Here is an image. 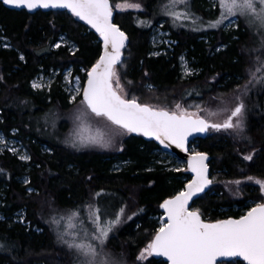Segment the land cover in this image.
<instances>
[{"label": "trees", "instance_id": "trees-1", "mask_svg": "<svg viewBox=\"0 0 264 264\" xmlns=\"http://www.w3.org/2000/svg\"><path fill=\"white\" fill-rule=\"evenodd\" d=\"M110 1L114 8L113 4L122 0ZM125 1L139 2L143 6L142 10H115L114 14V21L128 36L122 58L115 66L126 86L127 98L166 108L180 102L194 109L212 97L231 92L245 80L250 63L245 52L249 42L248 29L238 30V37L231 39L221 26H217L211 30L210 40L205 41L201 37L202 30L173 26L172 17L165 15V0ZM161 18L174 43L167 55H151L150 27ZM0 31L11 44L10 48H0V128L6 134L12 127L18 129L30 153L28 184L34 188L26 191V186L15 179L26 168V163L8 152L0 154V187H5L1 205L4 218L0 219V261L8 264H78L76 254L57 240L52 226L47 223V204L67 209L76 201L90 198L91 190H97V193H117L119 202L124 204L123 217L108 232L106 248L124 260V264H167L152 255L144 262L136 261L135 256L151 241L160 226L155 217L160 213L159 202L183 187L189 178L188 172L184 171L188 177L181 179L176 177L179 171L166 170L157 164L149 168L152 151L160 147L139 135L129 134L117 152L79 153L68 150L56 140L38 135L32 126V116L49 108L65 107L68 103L59 86L53 85L48 92L42 93L31 89L29 79L39 66L61 69L70 64L74 74L79 72V66L85 68L81 76L84 81L85 73L100 52L97 34L65 10L28 12L8 8L1 1ZM59 33L71 39L76 49L70 51L60 45L54 49L52 44ZM220 44L225 47L216 49ZM182 52L188 58H194L196 66L200 67L198 73L187 78L179 75L177 57ZM21 53L23 58L19 57ZM247 111L244 141H250V146L255 148L251 160L241 156L244 145L240 146L242 144L232 141L224 133L207 132L204 137L192 141L196 150L210 155L211 177L236 178L246 174L264 177V91L251 93ZM32 137L47 142L52 152H41ZM114 154L129 161L117 171L109 170V161L104 160ZM244 193L242 198L233 199L219 184H210L205 193L193 200L192 207L202 217L215 220L219 218V207H230L260 196L249 186L244 188ZM21 208L29 226L12 221V214ZM238 215L233 213V216ZM33 225L41 227V231L32 229ZM219 263L244 264L239 259Z\"/></svg>", "mask_w": 264, "mask_h": 264}, {"label": "rangeland", "instance_id": "rangeland-1", "mask_svg": "<svg viewBox=\"0 0 264 264\" xmlns=\"http://www.w3.org/2000/svg\"><path fill=\"white\" fill-rule=\"evenodd\" d=\"M125 5H139V7H124ZM113 6L118 11L127 9H143L142 4L139 2L125 0L117 1L113 4ZM164 6H166L167 9H165V15L168 14L172 17L171 23L173 26L202 30L204 34L201 37L205 41L210 40L212 35L211 30L217 26H221L222 30L231 36V39H236L238 37V30L246 31V29H248L247 33L249 35V42L245 46V52L249 56L250 63L247 67L245 80L236 86V88H234L231 92L222 96L212 97L210 100H207L200 108L190 109L185 104L180 102L178 103L187 112L202 115L209 122L218 123H223L224 120L231 115V111H233L236 106L243 103L244 108L242 109V115L240 117L232 118V122L234 124L237 120L241 122V129L225 130L221 128L218 131L213 129H209L208 131L209 133H224L228 135L232 141L242 144L240 146L243 147L244 145L243 151H240L243 158L246 155L253 156L255 148L250 146V141H244V138L247 137L248 98L252 92L260 93V91H264V81L260 80V77L264 75V68H261V65L264 64V27H261L259 22L253 20L252 17L240 14L228 16L223 19V23L213 26L218 19H221L222 9L219 6V0H186V3H173V0H165ZM169 33L170 31L165 27V20L163 18L150 27L149 54L167 55L169 51H171L174 40L170 37ZM57 45L65 46L70 51L76 49L75 43L64 33L58 34L56 41L52 44V47L55 49L57 48ZM10 47L11 44L8 37L0 31V48ZM223 47H225V44H220L216 49ZM19 57H23V54H19ZM177 58L179 62L180 77L187 78L200 71V67L195 64V59L188 58L184 52L179 54ZM257 68H261V71L257 72ZM78 69L79 72L74 74L70 64L61 69L58 67L44 68L39 66L37 72L29 79L28 83L31 89L42 93L48 92L53 85L59 86L65 96V101L68 103L65 107L49 108L39 112L36 116H32L31 122L33 129L38 135L53 139L54 141L56 140V142L60 145L66 147L68 150H74L75 152L89 153L96 151L105 152L107 154L117 152L121 149L123 140L129 136V133L123 130H120L119 133L115 132L114 125H111L110 122L102 117H95L94 114L87 109V106L83 103L81 97L84 82L81 76L85 71V68L79 66ZM254 72L256 73L255 79L251 75ZM118 78L120 88L123 89V92L120 94L127 97L128 94L126 86L120 78L119 73ZM250 80L251 83H249ZM113 81L116 87V79L114 78ZM34 84L39 85V87H33ZM146 86H151V84L146 83ZM191 103L189 102L188 104ZM175 105L170 109L175 110ZM210 112L216 113V115L210 116ZM77 117L80 118L77 119ZM100 135H102L105 140L109 141V145L107 147H101L97 144H87L86 146H83L80 143L81 139ZM31 140L33 143L38 145L41 152H52V149L47 142L39 141L35 137H32ZM192 146L194 147V145ZM193 149L196 150V148ZM5 152H8L18 160L26 163V168L21 174L15 176V179L26 186V191H33L34 188L28 184L30 153L26 144L19 136L18 129L15 127H12L7 134L0 128V154ZM151 155L152 157L148 164L149 168H153L157 164L166 170L174 172L179 171L178 176H176L178 178L183 179L188 177V175H184V171H187L184 161L178 158L175 154L166 152L161 148H156L152 151ZM104 160L109 161L108 168L111 171L122 169L129 162L127 159L120 158L115 154L104 157ZM249 177L252 179L249 180ZM257 180L264 181V177L254 174H246L236 178H224L220 176L211 177V185L219 184L222 191L228 194L230 198L238 199L245 196L244 188L247 186L252 187L260 195L256 198H247L241 204L234 203L230 207H219L217 209V212L219 213L217 217H229L233 216V213L240 215L251 205L264 202V192L261 191L260 185L255 182ZM237 181L239 183H237ZM96 191L91 190L90 198L76 201V204L73 206L71 205L67 209H59L52 203H50V205L47 204V214H49L47 223L49 222L52 226L54 234L59 242H63L67 246L69 243H83L85 245L91 244L95 248L96 255L93 258L91 256L86 257L81 252H78L77 249L70 248L68 246V248L76 254L78 264H87V261L89 260L93 261V264H124V260L115 256L106 248L105 243L107 242L108 236L104 240L103 244H101L99 240L93 239V236H99V233L96 230L97 217H99V224L101 226L107 225L111 221H116L117 217H119L118 222L115 223L118 224L120 219L123 217L124 212H121V210L124 209V204L119 202L117 193H111L109 191H99L97 193ZM4 196L5 187L2 186L0 187V219L4 218L1 211ZM24 215V209H18L12 214V221L24 223L29 226V222L24 219ZM155 217L157 218L160 226L164 224L161 213L155 215ZM203 218L208 219L209 217L203 216ZM115 224H112L111 228ZM32 229L35 231H41V227L36 225H33ZM149 243L139 249L137 255L135 256L136 261L144 262L150 257V255H147L146 253L143 259H137ZM0 264L8 263L0 261Z\"/></svg>", "mask_w": 264, "mask_h": 264}, {"label": "snow or ice", "instance_id": "snow-or-ice-1", "mask_svg": "<svg viewBox=\"0 0 264 264\" xmlns=\"http://www.w3.org/2000/svg\"><path fill=\"white\" fill-rule=\"evenodd\" d=\"M2 2L29 10L66 8L100 34L105 50L88 72L87 87L83 89V103L95 117H102L114 125L115 132L119 133L120 130L127 133L135 132L153 137L162 144L168 141L178 148H183L187 136L192 132H205L209 128L217 131L221 128L225 130L242 128L241 122L237 120L234 124L232 118L242 115L243 103L236 106L222 124H210L198 116L193 119L196 114L187 112L179 103L175 105V110L168 111L142 105L134 98L125 99L120 94L123 89L120 88L115 66L120 61V49L124 47L126 37L110 23L112 11L108 0H2ZM173 3H186V0H173ZM219 6L222 9L221 19H218L213 26L223 23V19L228 16L240 14L252 17L261 27H264V0H219ZM124 7L138 8L139 5ZM109 45H111V51H109ZM261 68H264V64ZM261 68H257L256 71L260 72ZM251 75L254 79L256 78L255 72ZM114 78L116 88L112 85ZM260 80L264 81V75L260 77ZM33 87H39V85L34 84ZM209 115H216V113L210 112ZM80 143L83 146L97 144L107 147L109 145V141L102 135L81 139ZM167 146L165 144V147ZM206 159L207 157L200 153L190 159L189 169L196 173V178L187 185L186 191L165 200L161 205L166 210L167 223L159 228L137 259H143L147 253V255L166 257L169 264H219V258H242L247 264H264V203L257 204L239 219L215 223H205L198 211L188 210L189 200L211 183L206 176L207 166L204 164ZM244 159L251 160L252 156L246 155ZM251 179L249 177V180ZM255 182L264 192V181ZM118 220L119 217L116 221L101 226L97 217L96 230L99 236H93V239L103 244L111 225ZM68 246L77 249L86 257L94 258L96 255V250L91 244L69 243ZM87 264H93V261L89 260Z\"/></svg>", "mask_w": 264, "mask_h": 264}, {"label": "water", "instance_id": "water-1", "mask_svg": "<svg viewBox=\"0 0 264 264\" xmlns=\"http://www.w3.org/2000/svg\"><path fill=\"white\" fill-rule=\"evenodd\" d=\"M0 1L2 2V0H0ZM108 3H109V6H110V8H111V11H112V15H111V18H110V23H112V24H113L115 27H117L121 32H123V33H124V36L126 37V39H125V41H124V47L120 49V60H121V58H122V50L126 47V45H127V43H128V36H127V34L125 33V31L122 30V29L119 27V25L114 21L115 10L112 8L111 1H110V0H108ZM2 4H3L4 6H6V7H8V8L15 9V10L24 9V10H27L28 12H34V11L37 10V9H41V10H44V11L59 9V10H65V11H67L68 13H70L71 15H73L72 12H71L69 9H66V8H47V9H44V8H36V9H34V10H29V9H27V8H25V7L17 8V7L11 6V5H6V4H4L3 2H2ZM73 16H74V15H73ZM74 17L77 18V19H79V18L76 17V16H74ZM79 20H80V19H79ZM80 21H82L83 23H85L86 25H88V27H89L90 29H92V30L97 34L98 40H99V42H100V52H99V55H98L97 59H96L91 65H90V67L88 68V70H87V72H86V77H85V80H84V83H83V87H82V91H81V97H82V100H83V89H84L85 87H87V82H88V72L91 71V69L93 68V66L97 63V61L100 59V57L104 54V50H105V49H104V41H103V38L100 36V34H99L94 28H92L91 25L87 24L85 21H83V20H80ZM109 51H111V45H109ZM119 62H120V61H119ZM119 62H118V63H119ZM118 63H117V64H118ZM112 85H113V88H116V87L114 86L113 80H112ZM118 92H119V91H118ZM123 97H124V96H123ZM124 98H125V99H132V98H127V97H124ZM137 102L140 103V104H142V105H149V106H151V107H153V108H156V109H161V108H163V109H166V110H168V111H173V110H170L169 108H166V107H159V106H154V105H152V104H150V103H147V102H140V101H138V100H137ZM85 105H86V104H85ZM89 111H90V110H89ZM197 116H198L199 118H201V119H205V118H204L203 116H201V115H195V116H193V119H195ZM205 120H206V119H205ZM207 121H208V120H207ZM208 123L211 124V123H218V122H209V121H208ZM221 124H222V123H221ZM130 134H131V135H139V136H141V137H142L143 139H145V140H153V141H154V142H155V143H156V144H157L162 150H164V151H166V152H170V153L175 154L178 158H180L181 160H183L184 163H185V165H186L187 172H188V174H189V179L184 183L183 187H182L180 190H178V191L174 192L173 194H171V195H169V196L163 198V199L159 202L158 208H159L160 212H161L162 215H163V220H164V224H165V223H167V213H166V210H165L164 208L161 207V205L164 203L165 200L172 199V198H174L175 196H177L179 193H181V192H183V191H186V190H187V185H189V184H190V183L196 178V173L193 172V171H191V170L189 169V161H190V159H191L193 156H195L197 153L203 154L204 156L207 157V159L204 161V164L207 166V171H206L207 179L211 181V178H210V171H209V164H208V162H209V160H210V155H209L208 153L204 152V151L190 152V151L188 150V146H189L190 142H191L192 140L197 139L198 137H204V136L207 134V131H205V132H192L190 135L187 136V138H186V140H185V142H184V147H183V148H178L174 143H169L168 141H165V142L162 144L159 140H157V139H155V138H153V137L144 136V135L139 134V133H135V132H133V133H130ZM165 144H167L168 146L165 147ZM210 184H211V183L207 184L206 187H204V189H203L202 192H198L196 195H194V196L189 200V202H188V206H187L189 211H198V210L192 208V202H193V200H194L195 198H197L199 195H201L202 193H205V192L208 190ZM261 203H264V202H260V203L253 204L252 206H250L249 208H247L246 211L243 212L242 214H240L239 216H229V217L218 218V219H215V220H206V219L202 218V216H201L200 213H199V214H200V217H201L202 221L205 222V223H215V222H217V221L228 220V219H239V218H241L242 216H245V215H246V214H247V213H248L253 207H255L257 204H261ZM198 212H199V211H198ZM164 224H163V225H164ZM161 226H162V225H161ZM161 226H160V227H161ZM160 227H159V228H160ZM159 228L156 230V232H155L154 235L152 236L151 241H152V239L154 238V236L156 235V233H157V231L159 230ZM151 241H150V242H151ZM152 256H153L154 258H157V259H162V260H164L167 264H169V262L167 261L166 257L157 256V255H155V254H152ZM233 259H234V260L239 259V260H242V261H243L242 258H219V262H220V261L233 260ZM243 262H244V264H247L246 261H243Z\"/></svg>", "mask_w": 264, "mask_h": 264}, {"label": "bare ground", "instance_id": "bare-ground-1", "mask_svg": "<svg viewBox=\"0 0 264 264\" xmlns=\"http://www.w3.org/2000/svg\"><path fill=\"white\" fill-rule=\"evenodd\" d=\"M99 55V54H98ZM122 55H123V50H122ZM207 153V152H206Z\"/></svg>", "mask_w": 264, "mask_h": 264}]
</instances>
